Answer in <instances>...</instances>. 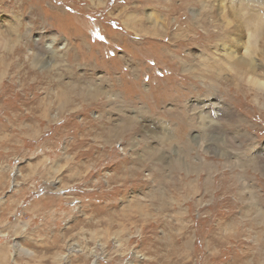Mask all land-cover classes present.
Returning <instances> with one entry per match:
<instances>
[{
	"label": "rangeland",
	"instance_id": "1",
	"mask_svg": "<svg viewBox=\"0 0 264 264\" xmlns=\"http://www.w3.org/2000/svg\"><path fill=\"white\" fill-rule=\"evenodd\" d=\"M253 14L0 0V264H264Z\"/></svg>",
	"mask_w": 264,
	"mask_h": 264
},
{
	"label": "bare ground",
	"instance_id": "2",
	"mask_svg": "<svg viewBox=\"0 0 264 264\" xmlns=\"http://www.w3.org/2000/svg\"><path fill=\"white\" fill-rule=\"evenodd\" d=\"M264 1V0H263ZM223 6V5H222ZM138 7V6H137ZM217 7H215L214 9H216ZM159 9V8H158ZM203 12V11H202ZM201 12V13H202ZM210 13V12H209ZM214 13V12H213ZM226 13V12H225ZM255 13H257V12H255ZM207 14V13H206ZM258 14V13H257ZM257 14H253L252 15V17H250V20L253 22V24L252 25H254L255 23H257V26H255L253 29H251V27H252V25H251V23L252 22H250V20H249V24H247V26L246 27H248V29H250L252 32L249 34L250 36H252V38H253V41H251L252 43L253 42H255V40H256V37H259V35H261V34H259V33H262V32H260L259 31V28H260V26H259V23H261V21L262 20H264V16L262 17L261 15H257ZM203 15V14H202ZM209 15H211V14H209ZM223 15V14H222ZM215 16V15H214ZM231 16H232V14H231ZM211 17V16H210ZM224 17H225V15H224ZM235 17V16H234ZM233 18V17H232ZM226 19V18H225ZM228 19H226V21H227ZM235 21V20H234ZM238 21V20H237ZM198 22V21H197ZM201 24V23H200ZM213 25V24H212ZM224 26V25H223ZM140 28V27H139ZM138 28V29H139ZM156 28V27H155ZM138 29H136V31L138 30ZM228 29V28H227ZM159 30V29H158ZM165 30V29H164ZM160 31V30H159ZM237 31V33L238 32H242L243 33V30H239L238 28L235 30V32ZM164 32V31H163ZM161 33V32H160ZM231 32H229V34H230ZM228 34V35H229ZM227 35V36H228ZM237 35V34H236ZM235 35V36H236ZM241 35V34H240ZM256 36V37H255ZM236 37H238V36H236ZM240 37V36H239ZM237 42H239V44L240 45H243L242 47H245V50H247V53L249 54V53H251V51L252 50H250V48H246L247 46H245L244 44H243V42H240V41H237ZM237 44V43H236ZM251 46V45H250ZM251 47H253V46H251ZM254 47H256V45L254 46ZM254 47H253V49H254ZM244 55V54H243ZM254 61L251 59V60H246L245 58H242V60H240V59H238V61H234V63H236V64H246V65H244V66H246V67H251L252 66V68H250V69H246L247 71H251V72H254V70H255V65H254V63H253ZM239 68V67H238ZM246 71V72H247ZM249 75V74H248ZM249 77H251V76H249ZM253 82L254 83H256L257 84V86H260V87H264V82L263 81H261V79H259V78H255V76H253Z\"/></svg>",
	"mask_w": 264,
	"mask_h": 264
}]
</instances>
